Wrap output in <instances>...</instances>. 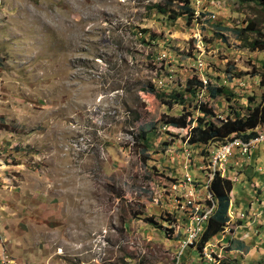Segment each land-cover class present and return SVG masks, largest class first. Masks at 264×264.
<instances>
[{"label": "rangeland", "instance_id": "374dc122", "mask_svg": "<svg viewBox=\"0 0 264 264\" xmlns=\"http://www.w3.org/2000/svg\"><path fill=\"white\" fill-rule=\"evenodd\" d=\"M156 3L188 5L194 18L170 20ZM250 22L264 34L258 0H0V264H205L197 243L181 250L185 225L211 207L206 188L185 179L190 199L176 194L175 207L167 178L191 169L202 179L205 150L186 143L197 123L262 101L264 50L247 48L260 38L235 32ZM189 79L231 96L211 99L195 84L190 94ZM151 88L185 102L168 108ZM183 113L191 127L169 126ZM230 175L244 217L212 238L214 259L264 264V213L251 217L264 201V143ZM231 231L243 248L230 247ZM227 247L239 251L224 258Z\"/></svg>", "mask_w": 264, "mask_h": 264}, {"label": "trees", "instance_id": "16d2710c", "mask_svg": "<svg viewBox=\"0 0 264 264\" xmlns=\"http://www.w3.org/2000/svg\"><path fill=\"white\" fill-rule=\"evenodd\" d=\"M172 1L170 2V4ZM259 5L261 8L264 9V0H258ZM153 9L156 10L158 14L165 15L168 14L170 20H177L180 16L186 15L189 18H194V9L189 7L188 5H180V12L176 11L175 9H167L165 10L163 4L156 3L152 6ZM254 22H250L248 26L244 29L239 31H235L237 36L242 40V35H245L249 31L254 33L257 37L260 38L259 41L249 42L247 44V48L251 51L256 50H264V34L260 33L255 28ZM261 84L264 86V75L262 77ZM192 84H195L197 88L201 86L200 81H196V79H189L186 81V88L185 91L189 92L190 94H194V90H192ZM151 92L156 94L157 99L166 107L171 108L173 105H182L185 102L184 94L180 92H171V93H156V91L151 88ZM208 97L211 99H215L219 96L229 97L231 93L224 89L223 87H216V86H209L208 87ZM201 111L206 114H211V109H206L205 107H200ZM194 123L193 119L191 118L189 113H183L178 117H169L168 124L173 128L184 129L186 127H191ZM264 128V96L262 101L247 109V113L244 115L236 114L233 119H227L220 124L215 123H203L201 121L197 123L192 130L189 132L188 136V143L189 145L193 146H201V149H206L214 139H224L223 141H219L217 145L225 144L229 141L236 139H242L243 141L247 142L249 140L255 139L264 135V132L256 131L257 128ZM146 132L143 131L141 133L142 139L146 141ZM233 136V137H229ZM147 142V141H146ZM148 143V142H147ZM185 143V142H184ZM204 153V151H201ZM205 155V154H204ZM190 169L188 172L193 178V174ZM167 180L171 183L170 188L175 185L180 180L184 182V173L180 175V177H176L175 175L169 176ZM206 183V182H205ZM193 184L196 186L197 189L202 190L203 184L201 183L200 179L194 178ZM204 188V187H203ZM233 190V183L229 177H221L219 173H216L214 179L211 181L208 191L212 194L215 201V207L211 217H209L208 221L205 223V229L203 231L202 237L197 244V248L201 254L202 248L216 235H218L225 224L228 221V209L230 204V193ZM196 193L198 191L195 189ZM196 194V195H197ZM198 196V195H197ZM181 198V197H180ZM173 225L176 224L175 218L172 216L170 217ZM185 222L184 219H180ZM145 221L147 223H153L152 219L146 218ZM155 224V223H153ZM176 226V225H175ZM242 226V225H238ZM204 228V227H203ZM230 228V227H229ZM181 231V230H180ZM230 232V231H229ZM232 233V231H231ZM175 237L181 239L180 234L178 232L175 233ZM227 240V237H226ZM236 242V241H235ZM242 242H238L237 249L242 247ZM230 248V247H229ZM201 258L203 256L201 254Z\"/></svg>", "mask_w": 264, "mask_h": 264}, {"label": "built area", "instance_id": "2783aa9c", "mask_svg": "<svg viewBox=\"0 0 264 264\" xmlns=\"http://www.w3.org/2000/svg\"><path fill=\"white\" fill-rule=\"evenodd\" d=\"M201 86L198 87V89H201L200 94H203L204 91L208 90V87L210 84L207 82H203V80L200 81ZM224 140V139H223ZM220 140V141H223ZM217 143H211L206 149H205V166L202 169V179H200L201 183L203 184V187H207V189L210 186L211 181L214 179L216 173H224V178L227 176H231L230 174H233V176L237 177L240 171V168L243 167L244 164H249L250 158L252 157L253 151L256 150V147H258L259 144L264 143L261 142L258 145H244V146H239L235 148L231 152H221L217 151ZM184 151V150H183ZM189 169H185V177H184V186L183 189H176L174 188L175 192V207H178V203H176V194H183L186 196L187 199H190L187 197V189H185V179H192V186H195L193 184V179L192 176L189 174ZM203 171H210V183H203ZM195 189L199 193V189ZM209 192V191H208ZM212 195V194H211ZM155 199H162V195L159 197H156ZM233 200H230V213L227 215L228 216V221L225 224V227L223 230L217 235L220 237V240H223L225 235H228V227L231 225L232 221L234 219H242L244 217V214L241 213V211H238L236 208H234V204L232 203ZM195 205H199V208H201V214H202V202H195ZM214 207H215V201H214ZM214 210V209H213ZM213 210L211 212V215L213 213ZM264 213V210L259 211L257 213H253L251 215L252 218L258 217L257 215L260 214L262 215ZM190 214V208H187V215ZM181 216V217H185ZM205 229L202 228V234ZM183 230H189V236H194L193 232V224L192 225H185ZM200 236H195V241L196 239ZM215 244L213 243V239L209 241V248H208V255H204V259L202 261L205 262V264H218L219 261L214 259V248ZM186 249H195V243H188V237H185V243L184 247L182 248L181 251H185Z\"/></svg>", "mask_w": 264, "mask_h": 264}, {"label": "bare ground", "instance_id": "6f19581e", "mask_svg": "<svg viewBox=\"0 0 264 264\" xmlns=\"http://www.w3.org/2000/svg\"><path fill=\"white\" fill-rule=\"evenodd\" d=\"M261 142H264V135H261L260 137H257L255 139L249 140L247 142L243 141L242 139H236L235 138L232 141H229V142H227L225 144L224 143L221 144L217 148V151H221V152H231V151H233L235 148H237L239 146L255 145V144L261 143ZM219 174L222 175V177L224 176V173H219ZM178 187H179V185L175 184L172 187L173 188V191H174V188L178 189ZM206 192H207V199L211 203V207H210L209 210H207L206 212H204L202 215H198L196 217V219L193 218L190 221V224L189 225H192L193 224L194 236H189V230L187 231L188 232V243H197L198 244V242L200 241V239L202 237V228L205 226V223L208 221L209 217H211V212L214 209V197L211 195L210 192H208L207 187H206ZM229 213H230V204H229V209H228V214ZM200 224H201V227H200ZM229 227H228V231H229ZM195 236H200V237H198L196 239V241H195ZM208 248H209V242L202 248L201 254L203 256V259H204V255H208Z\"/></svg>", "mask_w": 264, "mask_h": 264}, {"label": "crops", "instance_id": "0c3cea01", "mask_svg": "<svg viewBox=\"0 0 264 264\" xmlns=\"http://www.w3.org/2000/svg\"><path fill=\"white\" fill-rule=\"evenodd\" d=\"M259 143H257V144H255V145H258ZM247 172V171H246ZM263 178L264 177H262V184H264V180H263ZM259 180V179H258ZM210 182V179H209V181L207 182V183H209ZM206 188V187H205ZM257 188H260V186L259 187H257ZM257 188H255V189H257ZM255 193H259V191H256ZM261 195V194H260ZM263 199V198H262ZM261 199V196H259V203L258 204H261V206H260V208L259 209H257V211H253V213H257V212H259V211H262L263 210V208H264V201ZM261 200V201H260ZM253 209V206H252V208H250L249 209V211L252 213V210ZM238 226V225H237ZM242 227H244V225H242ZM236 231V230H235ZM234 235H235V232H233L232 233V235L231 236H229L228 238H227V241H230L231 240V245H230V247L232 246V245H237L238 244V242H235V241H233L234 239ZM217 236V235H216ZM230 244V243H229ZM238 246V245H237ZM236 246V247H237ZM243 246V245H242ZM243 248V247H242ZM236 251H239V250H235V248H229V247H227L226 248V250H224V252H223V257L224 258H227V257H230V256H233L232 254L234 253V252H236ZM249 254H250V250H249V252L246 254L247 256H249ZM189 256H190V253H189ZM233 258H235V257H233Z\"/></svg>", "mask_w": 264, "mask_h": 264}]
</instances>
